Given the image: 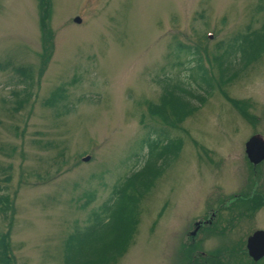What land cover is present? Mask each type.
I'll return each mask as SVG.
<instances>
[{
  "label": "rangeland",
  "instance_id": "obj_1",
  "mask_svg": "<svg viewBox=\"0 0 264 264\" xmlns=\"http://www.w3.org/2000/svg\"><path fill=\"white\" fill-rule=\"evenodd\" d=\"M48 1L0 0V232L13 263L66 264L64 240L75 228L109 238L113 223H94L93 212L153 153L141 140L149 135L161 140L158 172L141 193L128 189L135 219L122 253L95 261L189 264L203 251L253 264L244 237L264 229V205L237 225L215 223L192 239L187 231L218 194L255 179L264 189V157L252 168L244 153L250 135L264 140V50L242 68L238 53L222 59L227 42L260 27L264 0ZM176 42L199 48L210 86L196 91L202 99L187 116L168 112L166 122L146 103L157 105L181 79L199 82L196 56L176 54ZM221 67L230 69L224 80ZM57 87L63 98L51 105Z\"/></svg>",
  "mask_w": 264,
  "mask_h": 264
},
{
  "label": "trees",
  "instance_id": "obj_2",
  "mask_svg": "<svg viewBox=\"0 0 264 264\" xmlns=\"http://www.w3.org/2000/svg\"><path fill=\"white\" fill-rule=\"evenodd\" d=\"M40 3L42 6L46 7H49L50 4L48 0H40ZM44 14L47 16L48 12L46 11ZM41 28H45V25L42 24ZM175 50L176 54L184 52L185 54L196 56V58L193 59L195 61V65L193 66L195 70L194 73H196L197 76L195 78L198 79L199 82L194 81L195 85L190 87L189 82L181 79L182 86L180 84L178 85L176 82V88L164 87L160 101L157 105L152 104L151 102L146 103L149 113L152 115H157V117L166 122L169 121V113L176 121H180L182 118L187 116L188 113L194 108L192 101L200 102L202 99L201 96L196 93V91H201L203 89L202 91L205 92L210 86L209 77L206 75L205 70L201 66L199 48L196 46H189L176 42ZM263 50L264 14L263 21L258 29L249 32L248 34L235 36L226 43L224 52L225 54L222 55V59L225 56L230 55L233 56V59H236L234 56L236 53H238L239 58L235 64H239V68H242L246 66L252 59L257 57ZM222 59L218 58L216 60H220L218 62L221 64ZM229 63L231 64V62H228V64ZM187 67L190 68L192 66ZM225 67L228 69L230 65H225ZM227 69L223 70L222 67L220 68L219 77L221 79L224 78L226 71L230 70ZM20 71L25 74L23 69ZM195 78L193 79L195 80ZM63 93L64 92L62 88L57 87L51 93L48 103L51 105L55 104V102L63 98ZM233 105L238 109L239 112H242L244 116H248L246 113V105H243V103L238 104L236 102H233ZM169 122H171V119ZM141 140L148 143L150 150L153 153L150 154L139 167L131 169L130 174L127 175L121 183L115 185L111 195L108 197L106 202L101 205L100 210L93 212L92 219L94 223L97 221L102 222L104 219H106V217H109V222L113 223L112 225H109L112 235L109 238L103 240V238H99L95 235L89 236L90 232L88 233L89 230L86 232L85 228L82 230L75 228L74 231L70 232L64 240L65 250L63 248V260L66 264L87 263L86 260L88 259L86 257L92 254L95 255V258L92 260L91 264H100L101 261H113L122 253L124 246L130 237L132 223L135 219L132 206H129L132 204L130 202V204H128V189L130 186H132L136 189V193H141L140 188L143 190L146 189L151 181V177H155L156 173L158 172V169H155V166L156 161L160 157L161 151L154 150V147L156 143L161 140L156 141L155 139H150L149 135L141 138ZM173 146L177 147V143L173 142L172 147ZM2 199L4 201L7 198L6 196H3ZM9 246L10 245L8 243L6 234H2L0 232V264H14L12 260L13 256L10 253ZM86 247L89 249L92 248L91 250H95V252L91 254L86 253ZM96 259L97 261L100 260V262L95 261Z\"/></svg>",
  "mask_w": 264,
  "mask_h": 264
},
{
  "label": "flooded vegetation",
  "instance_id": "obj_3",
  "mask_svg": "<svg viewBox=\"0 0 264 264\" xmlns=\"http://www.w3.org/2000/svg\"><path fill=\"white\" fill-rule=\"evenodd\" d=\"M247 160L251 163L252 168L255 167V165H259L261 162V160H259L253 163L248 158ZM255 178L257 177L255 176ZM256 182L257 180L255 179L253 183L254 186L252 187L253 184L251 183L248 189H238L233 192H228V194L225 195L223 193H220L211 203L206 204L203 211L204 215L202 217H196V214L193 217L194 219H192V228L187 231V234H189L190 238L192 239L194 234H197L198 231L202 232L204 230H216V228L213 227L215 223L217 224V226H222L225 223L237 225V223H240L245 217H248L250 216V214L254 213L257 207L259 208L260 206L264 205V189H262ZM223 212L225 213L223 214ZM255 229L256 228H254L252 231H254ZM252 231L245 234L244 248L246 251V255L250 258V260L248 261H251L253 264H260L259 259H261L264 254L260 258L254 260L248 254L246 248V238L250 233H252ZM201 254L203 255L197 258L193 254L192 258L189 261V264H201L203 263V261L205 262V259H208L209 256H213V259L211 261L212 263L210 264H225V259H223L217 253H215V255H209L208 252L202 251ZM237 256L239 257L238 254Z\"/></svg>",
  "mask_w": 264,
  "mask_h": 264
},
{
  "label": "water",
  "instance_id": "obj_4",
  "mask_svg": "<svg viewBox=\"0 0 264 264\" xmlns=\"http://www.w3.org/2000/svg\"><path fill=\"white\" fill-rule=\"evenodd\" d=\"M74 21L79 22V18L75 17ZM244 150L249 160L253 163L264 157V140L260 134L254 133L244 142ZM84 156L83 159H87ZM246 248L248 254L255 260L264 253V229H255L246 238Z\"/></svg>",
  "mask_w": 264,
  "mask_h": 264
}]
</instances>
